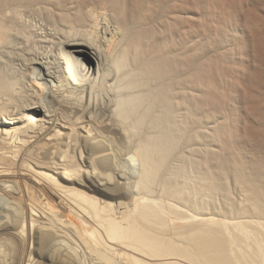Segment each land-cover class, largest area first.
Wrapping results in <instances>:
<instances>
[{
	"label": "bare ground",
	"instance_id": "6f19581e",
	"mask_svg": "<svg viewBox=\"0 0 264 264\" xmlns=\"http://www.w3.org/2000/svg\"><path fill=\"white\" fill-rule=\"evenodd\" d=\"M188 1L0 0V264H264V14Z\"/></svg>",
	"mask_w": 264,
	"mask_h": 264
},
{
	"label": "rangeland",
	"instance_id": "374dc122",
	"mask_svg": "<svg viewBox=\"0 0 264 264\" xmlns=\"http://www.w3.org/2000/svg\"><path fill=\"white\" fill-rule=\"evenodd\" d=\"M190 1H192V0H190ZM190 1H188V3H186V6L187 7H185L187 10H190V12H191V15H195V16H193V18L191 17V19L190 18H182L181 20H183V24L184 23H187V25H189V26H192V28L193 27H196V29L197 28H199V29H204V28H206V27H208V25H210V27L211 28H213V29H215L216 31H218L217 33H218V35H219V38H220V40H221V42L219 43V48L217 49V48H215V47H213L212 45H210L209 43H207L206 45H204V47L206 48V54H204V53H202L203 55H207L208 57L210 56L211 58H222L221 60H222V62L224 61V65L226 64L227 65V68H228V70H229V72L231 73H236V71H238V68L232 63V61L233 60H235L236 59V56L234 55V50L232 49V45L229 43V44H227L226 45V40H225V36L227 35V36H230L231 37V35L232 34H234V33H238L239 34V29H238V23H236L235 21H234V19L236 20V18H235V14L233 13V14H231V15H233V16H230V17H227L228 18V20H227V18H225V19H223V18H219L217 15H213V17H212V15H211V17H210V15H209V13L207 12H205V11H203V10H201L200 8H196V6H195V8H194V2H190ZM254 3H256L258 6L260 5V9H259V11H261V13L262 14H264V0H252ZM192 3V4H191ZM263 5V6H262ZM193 7V8H192ZM185 9V10H186ZM144 9H143V7L140 5V9H139V11H140V13H142V11H143ZM194 10V11H193ZM198 11V12H197ZM197 12V13H196ZM201 15V16H200ZM264 16V15H263ZM216 17V18H215ZM214 18L216 19V20H214ZM187 19V21H185ZM206 19V20H205ZM209 19V20H208ZM139 20H140V17H138L137 18V21H138V23H139ZM214 20V21H213ZM221 20H226V21H224L225 23H223L224 24V26H223V28L221 27V25H223L222 23H220L221 22ZM203 21H205V22H203ZM211 21V22H210ZM207 22H208V24H207ZM210 22V23H209ZM215 24H214V23ZM205 23V24H204ZM214 25H213V24ZM219 23H220V25H219ZM200 24H202V25H200ZM207 24V25H206ZM240 24H241V22H240ZM204 25H206V26H204ZM263 26V25H262ZM261 26V27H262ZM201 27V28H200ZM264 27V26H263ZM172 29H173V27H171ZM245 31L247 30V29H245V28H247V26H245V27H242ZM171 29V30H172ZM189 29V28H188ZM188 29H187V31H188ZM223 29V30H222ZM264 29V28H263ZM263 29L261 28V30L263 31ZM191 30V29H190ZM198 30V29H197ZM220 30V31H219ZM225 30V31H224ZM173 31V30H172ZM223 32V33H222ZM231 32V33H230ZM222 36V37H221ZM227 48V49H226ZM220 50H222V51H220ZM225 50V51H224ZM224 51V52H223ZM233 51V52H232ZM223 52V53H222ZM220 53V54H219ZM199 54V53H198ZM219 54V55H218ZM228 54V55H227ZM200 55V54H199ZM218 55V56H217ZM220 56V57H219ZM235 56V57H234ZM230 57V58H229ZM231 57H232V59H231ZM234 57V58H233ZM226 61V62H225ZM231 62V64L229 65L228 63H230ZM232 66V67H231ZM237 69V70H236ZM251 71V70H250ZM252 74V73H251ZM253 75V74H252ZM250 77L251 75H250V72L249 71H245V77H246V79H247V77ZM245 79V81L247 82L248 81V79L246 80ZM230 83L229 82H227L226 81V84H224L223 86L221 85V86H219L220 88V91L222 92L223 91V93L225 94L226 93V95L229 93V96L232 98V101H231V103H233V104H231V103H229V105L230 106H234V103H235V111H237V113L238 114H240L241 113V115H245V113H250L249 112V110L246 112L245 110H246V104H248V105H250V101L252 100V99H250V97H249V95L247 94V93H244V92H242L243 91V89H241L242 87H237V90H238V93L236 92V94H238V95H235V93L231 90V85H229ZM229 85V86H228ZM46 86H48L50 89H52V90H50L48 87H46ZM46 86L45 85H43V89L41 90V92H40V90H39V94H38V98H39V96H40V94H42L41 96H43V97H41L40 96V98L39 99H41V98H43V99H46V100H49V101H52V99H55V101L53 100L52 102H56L57 100L56 99H61V97H60V93H59V91H58V89L56 88V87H54L52 84L50 85V84H46ZM227 86H228V88H227ZM46 87V88H45ZM223 87V88H222ZM235 87V86H234ZM49 90H48V89ZM54 88H55V90H54ZM239 88V89H238ZM47 89V90H46ZM227 89V90H226ZM264 89V88H263ZM242 90V91H241ZM47 91V92H46ZM48 91L50 92L51 91V93L50 94H48ZM52 92H55V95H54V93H52ZM57 92V93H56ZM45 93V94H44ZM233 93V94H232ZM59 94V95H58ZM247 94V95H246ZM264 94V93H263ZM231 95H233V96H231ZM246 95V96H245ZM51 96V97H50ZM50 98V99H49ZM244 98V99H243ZM252 98V97H251ZM249 99H250V101H249ZM234 101V102H233ZM247 102V103H246ZM244 105V106H243ZM232 110H234V108L232 109ZM239 111V112H238ZM231 113H229V114H227L226 115V117H225V119H224V123L225 124H227V126H228V124L230 125V123H234L236 120L234 119V117H232L231 115H230ZM249 115H251V114H249ZM222 119V120H223ZM203 122H202V124L204 125V127H203V129H206V119L204 118L203 120H202ZM206 136V137H205ZM212 135H207V133H203V135H202V138H203V141L205 142V144H208L209 143V141H210V139H212ZM207 138H209V139H207ZM261 145H262V143L260 142V141H258V140H255V139H251V140H248V142H246L245 144H243V148L247 151V155L249 156V158L251 159V160H256V159H259L258 157H256L257 155H260V152H261V150H262V155H264V149L263 148H261ZM243 152H244V150H242ZM235 197H237L236 195H235Z\"/></svg>",
	"mask_w": 264,
	"mask_h": 264
}]
</instances>
